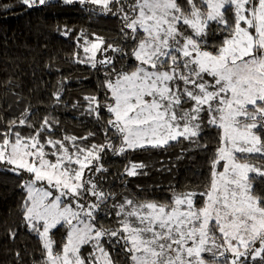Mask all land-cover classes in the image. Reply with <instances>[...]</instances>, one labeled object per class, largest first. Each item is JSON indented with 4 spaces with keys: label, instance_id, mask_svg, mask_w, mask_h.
<instances>
[{
    "label": "snow or ice",
    "instance_id": "obj_1",
    "mask_svg": "<svg viewBox=\"0 0 264 264\" xmlns=\"http://www.w3.org/2000/svg\"><path fill=\"white\" fill-rule=\"evenodd\" d=\"M62 2L118 21V42L80 30L83 56L73 52L103 70V101L84 99L104 140L57 137L59 122H33L31 106L0 121V168L23 193L6 235L26 230L38 240V255L14 253L20 264L24 255L28 264H264V0ZM49 4L16 0L0 10ZM206 129L217 143L202 188L170 186L167 200L105 189L109 151L127 159L122 176H147L149 165L130 153L182 141L207 152Z\"/></svg>",
    "mask_w": 264,
    "mask_h": 264
},
{
    "label": "trees",
    "instance_id": "obj_2",
    "mask_svg": "<svg viewBox=\"0 0 264 264\" xmlns=\"http://www.w3.org/2000/svg\"><path fill=\"white\" fill-rule=\"evenodd\" d=\"M0 3L11 5L16 0H0ZM65 7L75 9L76 13H61ZM64 25L73 29V33L62 35L57 28ZM80 30L118 42L115 17L90 14L78 3L66 5L60 0H50V4L41 9L25 11L14 7L0 10V121L7 122L31 106L33 122L39 123L45 116L59 122L55 130L57 137L60 134L80 137L94 132L95 139L90 138L89 142L104 140L101 128L86 110L84 99L95 94L103 101L104 73L102 69L98 71L74 59V51L83 56L76 41ZM126 63L129 61H120V64ZM60 81H63V94L61 103L56 104L53 93ZM101 115L106 117L107 113L102 111ZM215 135L212 129H206L202 135L201 142L209 145L207 152L182 141L173 143L166 150L130 153L128 159L143 160L149 165L147 176H122L127 159L109 151L103 157L108 168L104 187L141 199L157 200L170 197V186L176 190L202 188L207 180L208 156L217 143ZM18 183L14 174L0 168V264H20L14 255L17 251L22 255L25 251L38 255V240L33 234L22 230L14 240L6 235L9 228L16 229L20 220L18 204L23 193ZM56 238L60 239L59 234ZM29 259L24 255L23 264H28ZM118 264H124L123 260H118Z\"/></svg>",
    "mask_w": 264,
    "mask_h": 264
},
{
    "label": "rangeland",
    "instance_id": "obj_3",
    "mask_svg": "<svg viewBox=\"0 0 264 264\" xmlns=\"http://www.w3.org/2000/svg\"><path fill=\"white\" fill-rule=\"evenodd\" d=\"M60 1H62V0H60ZM60 11H61V13H63V14L76 13V10L73 9V8H70V7H65V8H63V10H60ZM60 11H59V12H60Z\"/></svg>",
    "mask_w": 264,
    "mask_h": 264
}]
</instances>
